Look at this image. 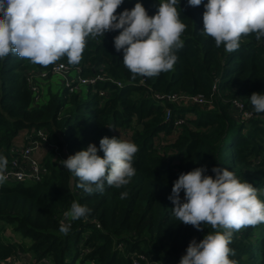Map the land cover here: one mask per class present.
<instances>
[{
	"label": "trees",
	"instance_id": "trees-1",
	"mask_svg": "<svg viewBox=\"0 0 264 264\" xmlns=\"http://www.w3.org/2000/svg\"><path fill=\"white\" fill-rule=\"evenodd\" d=\"M137 2L149 16L157 13L160 4V0H123L117 15ZM206 3L203 0L202 5L192 7L188 0L180 4L178 0L180 19L186 25L181 36L184 46L176 51L174 69L156 77L131 78L123 65V51L114 47L120 30L89 37L75 65L81 67L83 76L105 74L110 80L95 88L106 90V96L94 88L83 94L65 90L64 98L58 92L59 96L54 94L36 105L26 79L32 69H26L33 65V69L49 70L56 62L72 65L67 57L49 66L14 53L0 59V156L7 159V166L17 137L35 129L46 130L69 156L95 144L103 157L99 150L103 137L131 141L139 149L133 160L136 174L119 189L105 184L103 193L89 195L77 187L79 179L74 174L53 160V153L46 157L50 173L42 181L0 184V230L7 224L22 237L0 235L1 261L22 254L32 264H45L44 260L46 264L78 260L130 264L133 255H141L149 262L140 264H180L194 238L199 242L215 231L208 224L197 230L179 222L172 212L169 196L174 181L198 167H206L204 174L213 178V167L232 171L242 182L251 183L264 202V113H256L250 103L253 93L264 94V38L257 40L255 33L243 36L233 52L225 51L223 45L217 47L202 32ZM156 92L201 95L212 103L206 107L162 104L153 97ZM72 97L71 109L65 110ZM233 100H240L254 116L240 120ZM167 110L171 111L169 120ZM177 120L183 123L176 129ZM175 130H179L175 141L164 145L162 136ZM126 132H131L128 138L122 136ZM122 192L128 193L125 199L120 198ZM74 201L91 209L87 218L72 221L65 217ZM67 224L70 230L65 235L60 227ZM229 247L235 253L230 259L238 264H264V223L233 232Z\"/></svg>",
	"mask_w": 264,
	"mask_h": 264
},
{
	"label": "clouds",
	"instance_id": "clouds-1",
	"mask_svg": "<svg viewBox=\"0 0 264 264\" xmlns=\"http://www.w3.org/2000/svg\"><path fill=\"white\" fill-rule=\"evenodd\" d=\"M123 0H0V59L10 53L34 64L49 66L63 57L75 65L82 59L87 39L103 37L119 31L114 37L117 52L123 51V65L131 78H152L174 69L176 51L182 49L181 36L186 25L180 19L178 0H160L158 11L149 16L137 2L117 15ZM180 4V0H179ZM203 0H188L197 7ZM203 34L214 39L225 51L239 49L241 38L255 33L264 38V0H207L203 5ZM250 103L256 113H264V94L253 93ZM109 128H113L108 126ZM99 156L95 144L78 151L61 165L79 179L77 187L89 195L103 193L105 184L121 188L136 174L133 167L138 146L127 140L103 137ZM7 159L0 156V184ZM206 167H198L179 175L169 199L173 215L179 222L202 230L208 224L214 229L199 242L194 238L180 264H238L230 259L233 232L264 223V202L257 189L224 168L213 167L215 177L205 175ZM181 192L184 199L181 200ZM127 192L120 198L125 199ZM91 209L73 202L65 217L87 218ZM70 224L61 225L67 235Z\"/></svg>",
	"mask_w": 264,
	"mask_h": 264
},
{
	"label": "built area",
	"instance_id": "built-area-1",
	"mask_svg": "<svg viewBox=\"0 0 264 264\" xmlns=\"http://www.w3.org/2000/svg\"><path fill=\"white\" fill-rule=\"evenodd\" d=\"M81 67L77 65H68L64 62H56L51 69H34L26 73V79L32 90L34 104H39L43 99L41 94L47 80H60V83L67 91L68 94H83L87 93L88 89L94 88V91L101 96H106V90H97L95 87L99 82L110 80L105 75L95 73L92 76H83ZM119 87L122 84L119 81H113ZM153 97L160 101L162 104H187L194 103L201 107L211 105V101L201 95L189 96L186 94L177 93H164L156 92ZM234 110L237 112L238 117L245 121L254 116L251 110L244 109V104L240 100H233ZM171 111H166V119L169 120ZM182 120L175 122V128H180ZM264 127V124H263ZM23 135L22 141H17L18 137ZM11 146V159L8 166H6L5 175L7 179L4 182L8 183H21V182H39L49 175V168L45 164L46 157L53 153V160L57 161L61 168L65 169L60 161L66 160L69 157V151L66 148H60L56 143L52 142L49 138V133L44 130H32L30 132L24 131L20 134ZM21 142V143H20ZM46 152L45 154L43 152ZM18 257V256H17ZM17 257H11L8 260H0V264H14ZM19 257H25L20 254ZM141 261L149 262L145 256L133 255L130 264H140ZM42 263H48L46 260ZM153 264H169L168 262L155 261Z\"/></svg>",
	"mask_w": 264,
	"mask_h": 264
},
{
	"label": "rangeland",
	"instance_id": "rangeland-1",
	"mask_svg": "<svg viewBox=\"0 0 264 264\" xmlns=\"http://www.w3.org/2000/svg\"><path fill=\"white\" fill-rule=\"evenodd\" d=\"M74 66V65H72ZM78 66V65H77ZM33 68H35V66L33 65H30L29 68H27L26 70L28 69H32L34 70ZM102 74V73H101ZM102 75H105V74H102ZM43 84H45L44 88L42 89L43 90V93L41 94L42 96V99H44V101H47L49 98H51L54 94H57L58 95V92L59 94L61 95L60 97L61 98H64V94H65V89H63L62 85L60 82L56 81L55 80H47V81H44ZM47 88V89H46ZM59 96V95H58ZM74 99V97H72L71 99L68 100V102L65 104V110H69L71 109L72 107V103L71 101ZM188 105H194V103H188ZM189 115H192V114H189ZM64 117V115L62 116V118ZM241 120V119H240ZM61 121V120H60ZM53 128V127H52ZM54 129L56 131L57 128L54 127ZM128 133H131V132H126V133H122V136L124 137H129V134ZM179 135V130H175L170 136L166 137V136H162V139H163V143L164 145H169L170 141H175V139L177 138V136ZM24 136L23 135H20V137H18L17 141H22ZM169 139V140H167ZM21 143V142H20ZM44 154L46 153L45 151L43 152ZM181 196L183 197L184 199V193L181 192ZM3 223H0V227H2ZM0 235H2L4 238H7V237H10L12 239H16L17 237L19 238H22L21 235L19 233H16L13 228L11 229L7 224H5L3 226V230L1 231L0 230ZM25 243H29L27 240L25 241ZM23 258V257H22ZM14 264H26L24 261L21 260H16V263ZM32 264V263H31ZM35 264V263H33ZM75 264H87V263H83L81 262L80 260L76 261Z\"/></svg>",
	"mask_w": 264,
	"mask_h": 264
},
{
	"label": "crops",
	"instance_id": "crops-1",
	"mask_svg": "<svg viewBox=\"0 0 264 264\" xmlns=\"http://www.w3.org/2000/svg\"><path fill=\"white\" fill-rule=\"evenodd\" d=\"M56 81H58V82H60V80H58V79H56ZM8 239L10 238V237H7ZM10 239H12V238H10ZM16 239H20L19 237H17ZM22 259V261H24L26 264H31V260H30V258L28 257V256H25V257H17V260H21ZM83 263H87V264H90L89 262H83Z\"/></svg>",
	"mask_w": 264,
	"mask_h": 264
}]
</instances>
